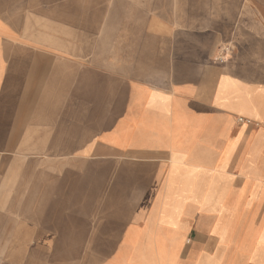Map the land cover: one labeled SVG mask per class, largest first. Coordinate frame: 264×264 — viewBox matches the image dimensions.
<instances>
[{
    "label": "crops",
    "instance_id": "1",
    "mask_svg": "<svg viewBox=\"0 0 264 264\" xmlns=\"http://www.w3.org/2000/svg\"><path fill=\"white\" fill-rule=\"evenodd\" d=\"M0 264H264V0H0Z\"/></svg>",
    "mask_w": 264,
    "mask_h": 264
},
{
    "label": "rangeland",
    "instance_id": "2",
    "mask_svg": "<svg viewBox=\"0 0 264 264\" xmlns=\"http://www.w3.org/2000/svg\"><path fill=\"white\" fill-rule=\"evenodd\" d=\"M33 167H34V175L33 178L36 181L37 176H42L43 173H45V166H44V157H36L33 159ZM22 210V209H21ZM22 219H24L25 215L21 211Z\"/></svg>",
    "mask_w": 264,
    "mask_h": 264
},
{
    "label": "built area",
    "instance_id": "3",
    "mask_svg": "<svg viewBox=\"0 0 264 264\" xmlns=\"http://www.w3.org/2000/svg\"><path fill=\"white\" fill-rule=\"evenodd\" d=\"M224 55H226V54H224ZM224 55H221V58H223V57H224Z\"/></svg>",
    "mask_w": 264,
    "mask_h": 264
}]
</instances>
